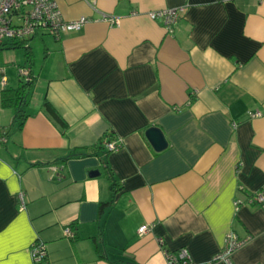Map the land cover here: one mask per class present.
<instances>
[{
	"label": "crops",
	"instance_id": "0c3cea01",
	"mask_svg": "<svg viewBox=\"0 0 264 264\" xmlns=\"http://www.w3.org/2000/svg\"><path fill=\"white\" fill-rule=\"evenodd\" d=\"M56 1L67 21L90 22L28 40L30 61L24 46H0V264H34L36 241L51 264H166L182 248L205 264L230 232L250 240L218 264H263L264 203L246 201L264 192V0ZM175 7L185 11L173 33L149 17ZM23 68L34 84L19 129L1 96ZM101 140L118 147L71 156Z\"/></svg>",
	"mask_w": 264,
	"mask_h": 264
},
{
	"label": "built area",
	"instance_id": "2783aa9c",
	"mask_svg": "<svg viewBox=\"0 0 264 264\" xmlns=\"http://www.w3.org/2000/svg\"><path fill=\"white\" fill-rule=\"evenodd\" d=\"M184 11V7L169 8L151 12L149 17L153 20H161L167 31L173 33ZM103 20L110 25L119 24V21L112 17H104ZM89 22L90 19L87 17H81L75 21H67L56 0H0V45L7 42L26 43L38 34H48L59 40L63 33L80 31ZM20 74L25 82L32 80V75L28 68L21 69ZM5 84V79H2V87ZM260 115V112L251 113L250 117H258ZM5 141V136L1 133L0 145ZM105 146L109 151H113L118 147V143L115 141L107 142ZM246 203L248 205L263 204L264 192L251 195ZM241 204V201H235L237 210ZM147 231L148 227L146 226L139 229L140 234H144ZM65 235L68 238L74 237V233L69 227L65 229ZM249 240L250 238L239 239L233 232L228 233L221 252L210 263L205 264L229 262L231 255ZM32 256L34 264H50L48 262L47 247L40 241H36L33 244ZM166 264L198 263L193 261L186 248H182L176 252H167Z\"/></svg>",
	"mask_w": 264,
	"mask_h": 264
},
{
	"label": "trees",
	"instance_id": "16d2710c",
	"mask_svg": "<svg viewBox=\"0 0 264 264\" xmlns=\"http://www.w3.org/2000/svg\"><path fill=\"white\" fill-rule=\"evenodd\" d=\"M22 46H24L25 52H26V57L30 61L32 53H31V51H30V49L26 43H18V44L13 43L10 47L18 48V47H22ZM33 84H34V79L32 78V80L30 82H22L21 86L17 89H6V90H3V92H2V96H1L2 106L12 108L15 110V119L19 120V129H21L23 127L24 122H25L26 118L28 117V115L25 113V106L28 103L27 102L28 95H29V93L33 87ZM44 107H45L47 113L59 124V126L63 129H66L67 124L59 116V114L54 109V107L50 104V102L46 101L44 103ZM103 144H105V143L103 142V140H101L99 145H97L95 147H91V148H89L85 151H82V152L76 153V151H73L71 156H73V157H85V156H91L93 154H97L98 151L101 150V148H106V146ZM104 154L106 156L107 152H105ZM105 156L104 157L102 156L103 164H104L103 169H105L107 171L109 178L112 180L111 187H112L113 191L116 193L120 189L119 188L120 184L113 178L112 170L107 166V160H106ZM112 205H113V201L102 202L100 204V207H99V218H101L102 215L104 214V212L108 208H110ZM93 241L95 243V247H96V250L99 254V257H102V255H104V253H105V251L103 250V244L99 243V241L96 238H94ZM47 252H48V250H47ZM48 262L50 263L49 255H48ZM116 264H137V263L134 261H127V262H118Z\"/></svg>",
	"mask_w": 264,
	"mask_h": 264
},
{
	"label": "water",
	"instance_id": "95a60500",
	"mask_svg": "<svg viewBox=\"0 0 264 264\" xmlns=\"http://www.w3.org/2000/svg\"><path fill=\"white\" fill-rule=\"evenodd\" d=\"M146 136L156 151L160 152L167 148L168 142L159 128L152 127L148 129ZM99 174L100 173L98 171H92L90 176L94 177L98 176Z\"/></svg>",
	"mask_w": 264,
	"mask_h": 264
}]
</instances>
